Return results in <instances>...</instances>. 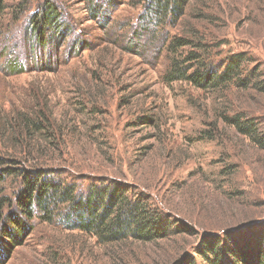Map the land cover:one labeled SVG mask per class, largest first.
I'll list each match as a JSON object with an SVG mask.
<instances>
[{"label":"rangeland","instance_id":"rangeland-1","mask_svg":"<svg viewBox=\"0 0 264 264\" xmlns=\"http://www.w3.org/2000/svg\"><path fill=\"white\" fill-rule=\"evenodd\" d=\"M144 1H4L0 264H207L198 252L205 239L229 234L257 247L246 238L264 225V151L223 117L252 119L264 133V93L255 84L204 90L165 76L173 58L200 52L202 42L207 64L243 54L246 70L264 77V0H191L182 18L155 23L141 18ZM47 2L60 8L65 30L42 43L33 18ZM180 38L193 44L171 52ZM38 171L82 190L124 182L172 231L155 242L103 244L67 230L59 210L52 221L30 217L19 203L23 175ZM16 216L25 229L14 240L5 227Z\"/></svg>","mask_w":264,"mask_h":264},{"label":"trees","instance_id":"trees-1","mask_svg":"<svg viewBox=\"0 0 264 264\" xmlns=\"http://www.w3.org/2000/svg\"><path fill=\"white\" fill-rule=\"evenodd\" d=\"M4 1L0 0V17L4 10ZM190 1L145 0V11L143 10L141 18L150 23L163 17L174 22L185 15ZM42 9L41 17L35 16L33 20L36 25V39L44 43L47 36L52 38L55 32L64 31L65 25L58 6L47 2ZM94 11L98 12L97 9ZM192 44L193 41L189 39H176L171 42L170 51L175 52L176 49ZM194 46L200 52L190 51L183 61L178 58L171 60L165 76L167 82L183 80L204 90L222 89L231 84L247 88L255 84V88L264 93L263 72L257 68L247 71L243 54L229 57L218 67L207 64L204 56L206 45L199 42ZM22 117L37 131L42 130L41 123L25 115ZM223 119L264 151V133L252 119H244L239 114L224 115ZM23 176L24 191L19 199L22 212L30 217L34 213H40L45 221H52L54 212L59 210L60 221L67 230L94 236L99 243L114 244L127 239L155 242L168 237L174 226L168 218L153 208L145 196L130 198L129 186L121 181H94L82 190L72 183L42 179L40 171L24 173ZM21 222L18 216L11 217L9 226L5 227V232L12 239L20 228L25 229ZM13 224L17 226V230ZM246 239L252 243L258 240L259 243H256L257 247L247 249L243 245L239 246L238 238L232 234L226 238L209 236L198 252L207 264H264V225L252 229Z\"/></svg>","mask_w":264,"mask_h":264}]
</instances>
